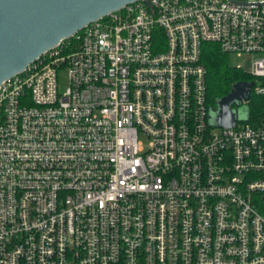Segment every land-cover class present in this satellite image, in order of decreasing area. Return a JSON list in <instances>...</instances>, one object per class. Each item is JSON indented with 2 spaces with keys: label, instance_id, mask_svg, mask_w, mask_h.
Wrapping results in <instances>:
<instances>
[{
  "label": "built area",
  "instance_id": "2783aa9c",
  "mask_svg": "<svg viewBox=\"0 0 264 264\" xmlns=\"http://www.w3.org/2000/svg\"><path fill=\"white\" fill-rule=\"evenodd\" d=\"M234 1H134L0 84V264H264V106L207 123L204 42L264 96V0Z\"/></svg>",
  "mask_w": 264,
  "mask_h": 264
},
{
  "label": "water",
  "instance_id": "95a60500",
  "mask_svg": "<svg viewBox=\"0 0 264 264\" xmlns=\"http://www.w3.org/2000/svg\"><path fill=\"white\" fill-rule=\"evenodd\" d=\"M134 1L137 0H0V84L21 73L60 40ZM251 85V81L233 83L225 95L216 99L214 108L208 109V125L232 127L237 117L230 107L235 101L249 98ZM247 118L248 111L244 120Z\"/></svg>",
  "mask_w": 264,
  "mask_h": 264
},
{
  "label": "trees",
  "instance_id": "16d2710c",
  "mask_svg": "<svg viewBox=\"0 0 264 264\" xmlns=\"http://www.w3.org/2000/svg\"><path fill=\"white\" fill-rule=\"evenodd\" d=\"M226 56L227 54L221 52L216 44L212 42L202 44L200 60L205 68L206 95L210 108L214 107L216 99L229 91L233 83L251 81V76L247 72L229 65ZM249 99L247 120L251 121V117L255 115L260 117L262 114L264 96H254L250 93Z\"/></svg>",
  "mask_w": 264,
  "mask_h": 264
},
{
  "label": "rangeland",
  "instance_id": "374dc122",
  "mask_svg": "<svg viewBox=\"0 0 264 264\" xmlns=\"http://www.w3.org/2000/svg\"><path fill=\"white\" fill-rule=\"evenodd\" d=\"M226 58H227V62L229 65L234 66V67H239L245 72L249 70L250 59H251V56L249 54L228 53ZM66 86H67V72L65 70H62L59 72V77H58V89H59V91H63ZM252 99L253 98H251V101H252ZM249 100L250 99L248 98V101L245 103L241 102V101H235L231 105L230 108L232 111L236 112V117H237L238 122H242L246 118ZM212 108H214V107H212ZM244 121H246V120H244ZM139 142L142 143V145L144 147H146L148 145V140L142 135L139 137Z\"/></svg>",
  "mask_w": 264,
  "mask_h": 264
}]
</instances>
